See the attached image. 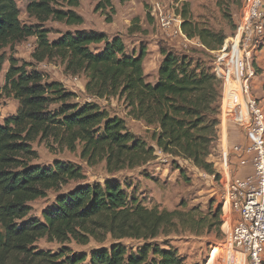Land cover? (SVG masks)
I'll list each match as a JSON object with an SVG mask.
<instances>
[{
	"label": "trees",
	"instance_id": "trees-1",
	"mask_svg": "<svg viewBox=\"0 0 264 264\" xmlns=\"http://www.w3.org/2000/svg\"><path fill=\"white\" fill-rule=\"evenodd\" d=\"M93 1L97 2L95 11L115 13L114 0ZM79 5V0H29L27 14L35 24L26 25L20 20L16 0H0V48L34 38V61H61L67 75L85 77L90 97L119 99L128 107L129 117L155 127L152 140L161 153L216 175L209 158L219 138L222 88L214 73L188 56L162 48L158 77L151 83L144 68L147 51L141 48L138 55L128 54L119 36L109 39L95 31L78 30L51 40L46 23H84L76 11ZM182 20L189 40L198 39L210 51L223 46L225 35L200 28L185 14ZM93 46L103 47L94 52ZM5 61L0 56V73ZM9 61L0 103L12 98L19 107L0 124V264H186L176 249H162L149 241L179 227L197 235L202 230L221 232L222 207L200 217L194 211L148 208L137 197L130 200L118 181L82 184L58 196L54 208L43 213V221L32 218V203L72 181L86 180L82 169L72 163L34 164L39 158L33 147L37 141L45 142L52 153L80 150L87 166L105 163L109 174L142 167L156 159L157 151L130 132L125 120L111 117L98 103L80 105L74 102L76 94L62 83L29 72V65H20L15 58ZM125 239L145 245L132 253L122 243ZM41 240L63 248L41 250L37 246ZM92 241L100 245L110 241L111 246H102L89 257L71 255L66 247Z\"/></svg>",
	"mask_w": 264,
	"mask_h": 264
},
{
	"label": "rangeland",
	"instance_id": "rangeland-1",
	"mask_svg": "<svg viewBox=\"0 0 264 264\" xmlns=\"http://www.w3.org/2000/svg\"><path fill=\"white\" fill-rule=\"evenodd\" d=\"M79 2L80 5L76 11L84 18V23L80 26H67L50 21L45 24V27L51 31L50 39L56 40L62 34L69 31L75 33L78 30L95 31L105 34L109 39L119 36L123 39L128 54L138 55L141 48L147 51V60L145 59L146 62L144 63L146 80L155 83L159 66L163 60L160 52L162 48L179 56H188L194 64L204 65L212 72L218 51L206 49L198 39L187 41L185 39H171L165 35L150 15L155 4L166 5L181 17L184 14L187 15L188 19L200 28H207L215 33L225 35L227 37L225 41H227L237 32L245 0H132L123 4L118 0H114L115 13L109 10L105 12L95 11L97 2L93 0H79ZM16 3L22 23L26 25L35 24V20L29 18L27 14L29 0H16ZM135 19H139L138 24H136ZM131 27H133V31L130 30ZM134 29L139 30L135 31ZM35 47L36 40L29 38L21 43L0 48V56H3L6 60L0 73V89L6 83V74L10 68L9 60L15 58L20 65H29V72L37 71L48 82L62 83L67 91L76 94L74 102L80 105L98 103L111 117L125 120L128 130L149 146L154 147L157 153L156 159L142 167L109 174L105 163L95 167L87 166L80 158V150L76 153L67 150L62 152L57 150L52 153L45 142L40 143L37 141L33 147L39 158L34 161V164L52 167L54 162L58 160L72 163L82 169L86 180L83 182L72 181L59 192L50 191L46 199H40L32 203V218L43 221V213L54 208L58 196L67 194L82 184L103 185L106 181H118L126 190L130 200L137 197L138 201H142L148 208L158 207L161 210H177L182 213L194 211L196 216L200 217L222 207V220L224 222L225 213L221 198L223 188L216 178L214 180L209 178L210 175L205 174L189 161L161 153L152 140L155 127L148 128L143 122L135 121L129 117L128 107L119 99L97 100L90 97L85 90V77L67 75L61 61L53 60L37 63L32 58ZM102 47L93 46L92 49L94 52H98L102 50ZM263 58L264 42L254 57L256 77L253 79L251 86L252 94L259 100L262 107H264ZM18 107V101L12 98L3 99L0 103V124H3L8 117L14 116ZM229 130L235 133V126L231 125ZM217 157H220V150L217 143H214L212 157L209 158V162H213ZM178 166L180 169H178ZM227 231L228 228L224 227V223L219 234L215 230H202L201 234L197 235L179 227L170 234L161 235L149 241V243L159 245L162 249H168L169 247L176 249L186 264H208L212 250L225 240ZM122 243L132 253L138 252L145 245L144 241L129 239L123 240ZM37 246L41 250L54 252H59L63 248L62 245L48 243L46 240L39 241ZM102 246L110 248L111 242H106L105 245H100L94 241L86 246H80L74 242L66 245L70 249L71 255H87L88 257L94 250Z\"/></svg>",
	"mask_w": 264,
	"mask_h": 264
},
{
	"label": "built area",
	"instance_id": "built-area-1",
	"mask_svg": "<svg viewBox=\"0 0 264 264\" xmlns=\"http://www.w3.org/2000/svg\"><path fill=\"white\" fill-rule=\"evenodd\" d=\"M150 15L171 39L189 40L180 15L164 4ZM264 42V0H245L237 32L216 53L213 73L221 82L220 131L214 159L223 188L225 240L208 264H264V107L251 91L255 54ZM235 126V133L229 128ZM251 169L248 175L240 173ZM207 174V173H205Z\"/></svg>",
	"mask_w": 264,
	"mask_h": 264
},
{
	"label": "crops",
	"instance_id": "crops-1",
	"mask_svg": "<svg viewBox=\"0 0 264 264\" xmlns=\"http://www.w3.org/2000/svg\"><path fill=\"white\" fill-rule=\"evenodd\" d=\"M263 51V50H262ZM262 59V58H261ZM264 59V58H263ZM147 60V59H146ZM146 60H145V62H146ZM259 68H260V65L258 66ZM251 172V169L250 168H248V169H245V170H243L242 171V174L243 175H248L249 173Z\"/></svg>",
	"mask_w": 264,
	"mask_h": 264
},
{
	"label": "bare ground",
	"instance_id": "bare-ground-1",
	"mask_svg": "<svg viewBox=\"0 0 264 264\" xmlns=\"http://www.w3.org/2000/svg\"><path fill=\"white\" fill-rule=\"evenodd\" d=\"M212 260H213V259H211L210 264H211Z\"/></svg>",
	"mask_w": 264,
	"mask_h": 264
}]
</instances>
